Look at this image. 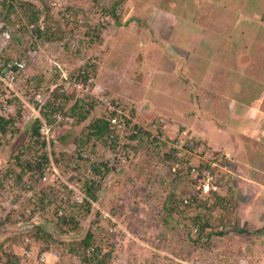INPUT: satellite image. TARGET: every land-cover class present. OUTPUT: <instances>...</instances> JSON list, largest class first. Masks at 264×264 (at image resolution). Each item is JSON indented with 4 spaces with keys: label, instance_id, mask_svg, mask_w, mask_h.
<instances>
[{
    "label": "crops",
    "instance_id": "0c3cea01",
    "mask_svg": "<svg viewBox=\"0 0 264 264\" xmlns=\"http://www.w3.org/2000/svg\"><path fill=\"white\" fill-rule=\"evenodd\" d=\"M157 1H125L130 10L128 17L123 15L126 20L113 30L109 42L105 44L101 36V43L104 44L95 48L103 58L98 61L94 77L100 83L103 81L108 92L129 101L122 102L131 106V113L127 114L134 124L140 126L143 120L157 123L159 141L188 132L195 147L213 156L221 153L229 155L232 175L221 198L223 202H228L227 207H235L237 224L242 229L240 234L235 233L236 236L246 240V243L250 240L256 247L257 258H261L262 262L264 0H195L193 6L189 5H192V0H172L175 6L169 4H172L171 0H161L166 5ZM182 2H185L182 12L176 11V6ZM138 21L144 23L141 29L138 28L141 25L137 24ZM168 22L169 25L164 26ZM182 22L185 25H181ZM151 29H154L155 36L143 43V37H147ZM139 49L141 56L136 54ZM136 69L140 70L137 75L134 74ZM141 71L151 80L159 73L172 76L175 73L178 82L188 92L185 96L186 108L182 112L169 110L165 113L148 102L145 96L137 100L138 96H134L132 91L147 87L138 78L142 75ZM205 71L206 76H202L200 72ZM122 74L128 77L123 78ZM158 150L157 146L150 148V152L157 156L160 167L163 165L164 173V163L158 156ZM143 161L139 155L132 160L131 169L121 180L131 178L133 181H127L123 191L139 192L140 185L151 184L155 177L159 180L162 173H142L140 167L146 165ZM116 185L114 183L108 188L113 191ZM157 204V201L154 202V206ZM114 212L119 217L117 208ZM216 241L215 258L221 255L216 249L220 241ZM246 257L243 262L252 264L250 255ZM34 263L31 258L18 262Z\"/></svg>",
    "mask_w": 264,
    "mask_h": 264
},
{
    "label": "built area",
    "instance_id": "2783aa9c",
    "mask_svg": "<svg viewBox=\"0 0 264 264\" xmlns=\"http://www.w3.org/2000/svg\"><path fill=\"white\" fill-rule=\"evenodd\" d=\"M68 1L55 0L53 5L62 8ZM4 3L8 2L0 0V116L18 117L20 114L23 124L34 122L36 134L27 136L15 153L7 155L10 136L4 137L0 132V233H11L6 235L7 241L0 247V264H10L8 257L10 255L22 260L31 258L34 264H52L56 258V250L52 245L47 248L30 234L44 221L56 224L68 211L81 207L85 200H88L84 189L88 175L85 172H77L75 165L69 166L70 171L65 170L59 160L60 150H55L63 146L61 135L72 128L74 118L70 109L74 101L71 100L65 107L54 111L47 106V98L54 88H59L60 94L75 92V98L80 95L90 98L95 110H105V116L112 128L108 143L114 142L118 146L116 158L120 162H124L125 156L132 152L134 143L127 137L133 122L130 116L124 113L118 100L107 95L105 88L81 68L85 62L91 65L93 59L98 61L100 56L99 53L90 55L88 52L89 37L86 35L82 16L76 21L78 29L75 33H68L57 42L59 46L56 54L65 52L76 63V69L81 68L78 73L71 75L66 66L53 56L48 61L58 78L56 84L49 89V93L44 90L34 92V89L21 91L20 83L27 78L31 54L42 46L36 33L37 26L27 23L24 19L11 21L2 13L1 7ZM92 17L97 21L95 25H91L92 30L96 26L106 24V17L102 11ZM41 25L39 24L40 28ZM20 36H29L32 48L25 54L12 55L10 54L12 43L15 37ZM74 53L77 54L76 57L73 56ZM140 126L146 132L156 135L157 123ZM177 137L170 145L172 159L165 162L171 181L194 182L193 194L200 201L210 198L213 201L221 196L232 175L229 155L221 153L213 156L197 148L192 150V140L186 132ZM77 151L82 159L89 161L94 159L88 151ZM41 199L45 204L43 210ZM181 199L183 206L189 205L190 195ZM195 211L200 213L201 209ZM8 217L10 221L6 222ZM99 218V223L103 225L111 216L102 213ZM13 225L15 232H12ZM219 229H222V226ZM199 234L197 227L191 229V235L205 241L206 238ZM93 252V248L85 250L88 256Z\"/></svg>",
    "mask_w": 264,
    "mask_h": 264
},
{
    "label": "rangeland",
    "instance_id": "374dc122",
    "mask_svg": "<svg viewBox=\"0 0 264 264\" xmlns=\"http://www.w3.org/2000/svg\"><path fill=\"white\" fill-rule=\"evenodd\" d=\"M45 1L51 8L52 16L56 19H59L60 23L62 24V30L64 27L70 24V26L74 27V30L69 32V34L75 33V31L78 29L76 28V21L82 16L84 19L83 25L86 28L85 31H89L90 34H93L98 30V28H100L101 30L99 37H103L105 44L107 41H110L113 30H117L116 28L124 23L130 12L125 2V4H118L114 10V14L117 19L110 15H104L106 17V24L103 26H96L95 29L92 30L91 25H95L97 22L96 18L92 17V15L100 12L101 7L109 9L112 6L114 0H69L65 6H62V8L53 5L55 0ZM157 2H159L160 5H166V3H161V0H158ZM194 2L195 0H192V5H189L193 6ZM169 4L171 6H175L173 2L172 4ZM178 4L179 6H176V11L182 12L185 2ZM67 8L76 9L78 12L77 16L71 19H66L62 16H59V13L65 11ZM2 13L5 14V11L2 10ZM190 13L193 12L190 11ZM123 15H125L126 18H124ZM137 24H141L138 26V28L141 29L142 24L144 23L143 21H138ZM166 25H169V22L164 24V26ZM181 25H185L184 22H182ZM174 26H176V24ZM108 30L110 33H108ZM151 30L152 31L147 32V37H143V43L146 42L149 37L151 38L152 36H155L153 34L154 29ZM28 37L29 36L16 37L13 42H15V40L17 42L11 46L10 54L18 56L27 53V51L32 48V40ZM88 37L89 42L87 49L89 54L91 55L99 53L102 59V53L95 49L97 47L96 44L98 41L96 40L95 42H92L90 35ZM58 46L59 45L57 42H46L44 45H42V47H40V49L36 50L34 54H31L32 56L30 57L26 72L27 78L20 83L21 91L34 89V85L37 86L38 84V81L34 79L36 77H42L44 79L43 83L45 82V85L42 83L40 87L41 89L46 88V84L48 83L50 84L49 89L53 84H56L58 77L55 73H53L51 64L48 61V59H51L53 56H56L57 60L60 63H63L69 72L73 71V74L78 73V70L76 69V63L70 57H68L65 52L60 53V55H56L58 52ZM104 47L106 48L105 45ZM140 51V49L137 50V56H141ZM101 52H103V48L101 49ZM73 56L76 57L77 54L74 53ZM144 71H141L142 75H139L138 78H140L143 84H145L147 87H145L144 90L137 88L132 91L135 93L134 96H138L136 97L137 100H139L141 96H145V99L148 102L156 105L159 110H164L165 113L166 111L169 112V110L182 112L186 108L185 96L188 94V92L185 90L184 85L181 82H178L175 73H173V76L169 73H159V75H155L153 81L150 77H147ZM139 73V69L134 70V74L137 75ZM200 73L202 76H206L205 74H207V71ZM121 77L126 78L128 75L122 74ZM102 82L100 83L97 81V83H100L101 86L105 88L107 95L116 98L123 110L128 114L131 113V106L124 103H129V101L122 100L121 98L119 99V97H117L115 94L108 92L107 87ZM49 91L50 90H48L46 93H49ZM124 104L127 106V109ZM99 111L101 110L99 109ZM18 121L19 122L16 125V130L21 131V124L23 121L21 118L18 119ZM149 122L150 121L143 120L141 124L145 126L148 125ZM73 129L74 131L78 132L80 128L75 126ZM66 132H64L61 137H63ZM9 136V141L12 142V140L14 141L18 138V136L20 137L21 135L18 132H15L13 135ZM22 138L25 139L26 136L22 134ZM69 141L70 139H67L65 142H62V144H66ZM147 147L148 146L146 143H143L139 147V158L144 160L143 162H145L146 165L143 167H138H140V169L143 171L142 173H146L148 171L151 173L157 172V175L162 173L159 180L157 177H155L156 179H154L151 184L147 183L146 186L140 185L141 190L139 192L123 191V185L117 184V187L113 191L107 188L104 191L103 196L97 202H91L93 213L91 221L89 222V229L91 233L93 231L92 235L98 242L106 241L109 243H116L118 245L112 256V264H217V262L218 264H246L243 261H246L244 258H247L246 255L248 254L251 257L250 260L252 264H264V260L261 262V258H257L258 255H256L255 252V245L251 243L250 240L248 243H246V240H242L241 237L236 236L235 233L240 234L242 229L237 224V217L235 216L236 214L234 211L235 207L231 206L226 208L228 206V202L218 201L217 204H214V200L212 201L211 198L205 199L206 209L202 211L206 212L211 217V227L206 228L203 234H201L202 238H206L205 241H198L197 237L191 235V229L193 227L189 228L191 225L189 220L190 216L186 213L183 214V217L186 216V219L183 218L181 221H179L180 215H172V218L169 219L167 207H165V205L164 207L162 206L165 197L169 193L174 192L176 195H178L180 200L183 196L193 195L194 187L191 184V181H171V177L167 174L165 164L163 173V165L160 167L158 160L154 159L155 156H150L147 154ZM18 149L19 146L17 145V148L15 151L12 150L11 154L15 153ZM73 152V149L69 150L68 154H65L63 158L59 157V160H61V165L67 169V171H70L71 169L69 166L66 168L65 162H75V159H70V157L74 156ZM99 152L102 153L103 149H99ZM105 155L106 158L110 157L109 153H106V151ZM132 165L133 163L130 165V167H132ZM121 191L123 193H121ZM156 201L158 204L154 206V202L156 203ZM115 208H117V210L120 212L118 214L119 217L115 215ZM224 208L226 209L224 210ZM102 213H108L111 216V219H107L103 225L99 223V217ZM83 215L84 211L80 213L79 217L81 218ZM190 215L192 216V214ZM165 218H167L168 222L165 221ZM235 218L236 222H234ZM221 219V222H223V220H232L231 222L233 224V229H231L229 232L225 230L220 224ZM186 224L189 225V227H187ZM220 226H222V229H219ZM94 227L95 230H93ZM119 233L122 237L120 244L117 242V235ZM216 240L220 241L219 246H217L216 249L218 248L220 251L219 253H221V255L219 254L217 258L214 256L216 254L214 252L215 245L216 242H218ZM247 245L249 246L248 248ZM52 248L57 252L56 258L52 261V264H82L80 257L78 256L79 254H76L75 257L74 255H64L62 260H60V253L65 254L67 251L63 252V248L58 245H52Z\"/></svg>",
    "mask_w": 264,
    "mask_h": 264
},
{
    "label": "trees",
    "instance_id": "16d2710c",
    "mask_svg": "<svg viewBox=\"0 0 264 264\" xmlns=\"http://www.w3.org/2000/svg\"><path fill=\"white\" fill-rule=\"evenodd\" d=\"M6 1L8 3L2 4L1 7V9L5 11V15L14 22L24 19L27 21V23L35 24L37 26L36 33L38 34L39 42L42 45H44L46 42H60L63 38V35H66L74 30V27L70 26V24H66L67 26L64 27L63 30L61 29L62 24L60 23L59 19H56L52 16L51 8L48 6L45 0ZM125 1L126 0H114L112 6L109 9L101 7L100 10L104 13V15H110L117 19L114 14L115 7L118 4L124 3ZM77 13L78 12L76 11V9L67 8L65 9V11L59 13V16H62L66 19H71L75 18L77 16ZM39 24H42V28H40ZM100 30L101 29L98 28V30L93 34H90L89 31L86 32V35H90L92 42H95L96 40L98 41L96 44L97 46L103 45V43H101L103 41L101 40V37H99ZM15 42L17 41L15 40ZM15 42H13L12 45H14ZM100 57L101 55L99 56V59ZM97 64L98 62L93 59L91 65H87L85 62L82 65L83 67L81 66V68L85 69V73L89 77L95 79L94 75H96ZM81 68H79L78 71ZM70 74L72 75L73 71H71ZM34 79L38 81L37 86L34 85L33 87L34 92H37L38 90H44V92H47L49 90V83L46 84V88H40L44 80L42 77H36ZM43 85H45V82L43 83ZM75 95V92H66L64 94H60L59 88H54L50 96L47 98L46 103L50 109L58 111L59 109L65 107L71 100L74 101L70 109L71 115L74 118L72 129H70L69 131L67 130L63 137L60 138L61 143L65 142L67 139H70V141L66 144L63 143L61 149L55 148V150H60V158H63L65 154H68L69 150H74V156L70 157V159H75V162H65L66 168L68 166L75 165V170L77 172L87 173L88 177L84 182V189L88 200H85L84 204L81 207L68 211L65 216L61 217L58 220L56 224L47 221L40 223L33 229L30 235L34 236L42 244H45L47 248L49 245H58L63 248V252L67 251L65 254L60 253V260H62L64 255H74L75 257L76 254H79L78 256L80 257L82 264H112V256L118 245L116 243H109L106 241L98 242L92 235L89 229V222L91 221L93 213L91 202H97L103 196L104 191L112 184L115 183L127 186L129 181H133L131 178H125L123 181L121 179L125 175L127 170L131 168L130 165L132 164V160L137 155H139V147L143 143H146L148 146L146 149L147 152H150V148L152 149L151 146L156 145L157 147H159L158 156L165 164L166 161L172 159V151L170 150V145L174 143L178 137L176 136L172 139L164 138L162 141H159L160 131L158 129L156 131V135H152L151 133L143 130L141 126L133 124L130 129V134L127 137L134 143L132 152L125 156L126 158L124 162H120L116 158L118 151L116 147L118 146L114 142H112V144L108 143L110 141L109 135L112 132V128L109 124L108 118L105 116V110L97 111L95 110L94 103L90 100V98L86 96L75 98ZM101 113L103 115H101ZM20 118V114L18 115V117L0 116V132L4 137L13 135V133L15 132H18L21 135L20 137L18 136V138L14 141L12 140V142H10L7 155H9L12 150L15 151L17 145H23L24 139L22 138V134H24V136L26 137H31L36 134L35 124L32 121L27 124L22 123L21 131L16 130V125L18 124V119ZM92 120L94 121L92 122ZM75 126L80 128L78 132L74 131L73 127ZM17 141L21 143H18ZM196 148L199 149V147H195L192 144V150H197ZM99 149H103V152L100 153ZM77 150L88 151L90 155L94 156V159L92 161L82 159L78 155ZM200 150L204 153L208 152L204 149ZM105 151L106 153H109L110 157H105ZM149 155H153L155 156L154 159H157V156L153 154V152H150ZM191 184L195 188V183L191 181ZM42 201L43 200L41 199V206L43 210L45 208V204L42 203ZM218 201H223V198H221V196L216 197L214 199V204H217ZM163 202L165 207H167L169 219L172 218V215H180V218L178 217L180 220H178L181 221L186 217H183V214L186 213L190 216L189 220L191 222L190 227L187 224L186 226L189 228L197 227L200 231V236L201 234H203L206 228L211 227L210 215L202 211L206 209V202L200 201L195 194L190 195V202L188 206H183L182 199L179 200L178 195H176L174 192L169 193L165 197V200ZM198 208L201 209L200 213H197L195 211V209ZM226 208H224V210ZM82 211H84V215L80 218L79 215ZM190 214H192V216ZM5 221L9 222L10 217H8ZM165 221L168 222L167 218H165ZM221 221L222 219L220 220V222ZM231 221L223 220V222H221L220 224L224 227L225 230L229 232L231 229H233V224ZM234 222H236V218ZM11 228H13L12 232L16 231L14 225ZM10 234V232L0 233V247L7 241L6 235ZM121 239L122 237L119 233L117 235V242H119V244ZM15 241L17 240L15 239ZM198 241H200V239H198ZM88 248L94 249L92 255L88 256L85 254V250ZM8 257L10 264H18L20 260L18 257L13 255H10Z\"/></svg>",
    "mask_w": 264,
    "mask_h": 264
},
{
    "label": "clouds",
    "instance_id": "9594fccd",
    "mask_svg": "<svg viewBox=\"0 0 264 264\" xmlns=\"http://www.w3.org/2000/svg\"><path fill=\"white\" fill-rule=\"evenodd\" d=\"M126 113V112H125ZM127 114V113H126ZM128 115V114H127ZM155 123V122H154ZM134 124V123H133ZM149 124H151V123H149ZM11 154V153H10Z\"/></svg>",
    "mask_w": 264,
    "mask_h": 264
}]
</instances>
